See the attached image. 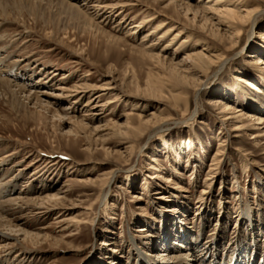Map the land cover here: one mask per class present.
I'll use <instances>...</instances> for the list:
<instances>
[{
  "label": "rangeland",
  "instance_id": "obj_1",
  "mask_svg": "<svg viewBox=\"0 0 264 264\" xmlns=\"http://www.w3.org/2000/svg\"><path fill=\"white\" fill-rule=\"evenodd\" d=\"M250 1L261 17L239 37L209 39L226 60L199 89L170 78L167 58L181 64L189 53L215 51L202 40L182 45L187 34L159 39L170 27L153 32L162 20L174 23L167 17L201 24L170 0H77L89 13L80 18L34 0V18H0V70L27 89L22 113L0 95V158L11 155L0 160V183L10 182L0 200L59 197L44 203L49 209L6 207V218L40 237L1 241L0 264H146L139 249L159 261L168 256L167 231L178 244L185 237V246L198 244L201 264H264V138L223 111L225 102L264 116V63L257 62L264 60V0ZM227 2L222 8H232ZM76 85L91 87L49 110L26 98L62 87L70 95ZM65 108L73 123H65ZM155 123L164 132L150 136ZM239 245L247 248L241 262Z\"/></svg>",
  "mask_w": 264,
  "mask_h": 264
},
{
  "label": "bare ground",
  "instance_id": "obj_2",
  "mask_svg": "<svg viewBox=\"0 0 264 264\" xmlns=\"http://www.w3.org/2000/svg\"><path fill=\"white\" fill-rule=\"evenodd\" d=\"M43 1H46V3H44V4H46L47 7L48 6L56 7L57 10H59L58 13H63V12L68 13L69 12V13H71V15L72 14L75 15V17L79 16L78 18H80L82 15L83 16L87 15V17H88V14H89L87 11L85 12L86 14L84 13L83 9H81V7L75 2L77 0H43ZM226 1H229V2H227V4H229V5L233 4V5H231L232 8H228L227 6H224L225 8H222L221 5H224ZM170 3H174L175 5L182 6L184 9V12H186V13L190 12L193 15V17H194L193 20H196L197 17L199 16L201 24H199L198 22L197 23L199 25L197 23H195V24H183L180 21H175L172 17H167L169 20L173 21L174 23H170L166 19L162 20V23L158 27H156L153 32L157 31L158 29H163L169 25H170V27L168 29H166L164 31V33H161L159 39H163L166 36L173 34L174 37H172L170 40L173 43V41L180 38V36H182V34H187V36L185 38H183V41L181 43L182 45L188 41H191L192 39H194L197 42L202 40V42H205L204 45H206L203 47L205 50L208 51V50H212L211 48H213L212 51H215L212 53L211 52L204 53L202 50H199V51L189 53L188 54V61L186 60L185 63H181V64L177 63V62L175 63L173 56H172V58H167V60H168L167 62L169 63V68H170L169 77L170 78L180 77V79L176 80V82L178 84H182L183 86L186 84H193L194 86H196L197 89L203 87V84H205L206 80H202V79L203 78H205V79L209 78V71L213 68V65H215L218 62L221 63V65H222L223 62H225V60H226V57H224V53L222 51L220 53L216 52V51H220V49L216 48V46L212 47L209 39L210 38L211 39H219L220 41H222L223 40L222 38L225 37L226 32L233 33L234 36L239 37L240 33H242L245 26H247L249 24L251 27H254L256 25V22L261 17L259 15L263 11L262 9H259L258 6L250 7L252 4L250 0H238L236 3H231L230 0H204V1H202L196 5H191L186 0H170ZM124 5H126V4H122V5L118 4V6H120L121 8H123ZM94 6L99 7L100 5L96 3V5H93V7ZM90 7H92V6H90ZM100 12H101V9H100ZM26 14L29 16H32L34 18V0H0V18L5 19V17H9V16L13 15V17L15 19H18L19 17L20 18L25 17ZM92 17H94V16H92ZM189 18H191V17H189ZM147 21H142L141 23L136 24L135 27L136 28H140L141 26L143 27ZM188 22H189V20H188ZM191 23H193V22L191 21ZM177 29H179V31L177 33H174ZM138 30L139 29L134 30L133 33L137 34L139 32ZM192 30H196V31L198 30L199 33L201 32L204 36L201 35V37H197L195 34V31H192ZM231 38H232V36H231ZM157 43L158 42H156V41H152L151 44L147 47H144L145 49H143V50L144 51L152 50L151 49L152 46L156 45ZM235 43H237L236 40H235ZM169 44L171 45V43H169ZM180 46L181 45H179V47ZM147 48H150V49H147ZM150 56L154 57V58L157 57L159 59H161V57H162L161 55H158L156 53H153V54L151 53ZM212 57H215L216 59H214ZM257 62L264 63V60L261 61V58H257ZM1 64L2 63H0V65ZM6 73H8V70L7 71L6 70L2 71V69L0 70V95H2L3 97H7V102L10 104V106L16 112L22 113V112L26 111L27 108L25 107L24 102L20 99L21 98L20 94L27 92L26 85L24 83L20 84V82H18V84L17 83L14 84L12 79H9L6 76ZM182 73H184V74H182ZM159 81L161 83V80H159ZM239 81L244 82L246 80L244 78H239ZM14 87H18V88L14 89ZM89 87H91V86L90 85L89 86H77L76 85V86H74V89L72 88L73 90H71V91H73V94L69 93L70 95L66 94V92H68V90H70V89H67L66 87H62L59 91L55 90V92L53 91V93H46L47 95H45L44 93L41 94V93H36V92L29 93L26 98L28 99V101L30 103H34L37 106L45 107L46 109H48L49 108L48 104L53 103L55 101L62 100L64 98L75 97L76 101L78 99H80L81 96L83 98L86 95V88L89 89ZM110 88L112 89V87H110V86L107 89H110ZM255 88L257 90H260L257 87H255ZM102 95H104V94H100V93L97 94L96 99H98ZM78 96H80V97H78ZM94 101H92V102H94ZM101 101L102 100L98 101V103L95 105L96 106H102L104 103L102 105H99V104H101L100 103ZM110 103H113V101H110ZM88 104L89 103H87L86 106ZM223 105H224L223 111L225 113H227V112L232 113L233 115H235L234 118L241 120L244 123V125H242V128H240V130L247 127V128L252 129V130H255L257 132V135H255L256 137H260V136L262 137L263 136V138H264V116L262 114L256 113V112L255 113L254 112H248L247 114H245V111L242 109H239V108L234 109V107H232L233 104L231 105V104L223 102ZM63 110L65 111L64 115H68V112H69L68 109L65 108ZM232 110H235V111H232ZM94 114L96 115L98 113L95 112ZM243 118H245L246 120H249L250 122L249 123L244 122ZM60 119H63V118L60 117ZM70 122L73 123V121H71V117L69 116L68 119L65 120V123H70ZM78 123H80L81 125H84V124H82L83 123L82 120H79ZM156 125H158V126H154L156 128L154 130L152 129V132H150V136L155 135L156 133H159V132H164V131H162L163 128L160 126V124H156ZM95 129L97 130L98 128H95ZM166 144H167V147H171V144H168V142H166ZM9 156H11V155L4 156L3 158H0V160H4ZM153 161H156V159L154 158ZM177 173H179V171ZM112 175H114V172H112ZM17 178H18V175L13 180L15 181V180H17ZM110 182H111V179H109V181H106L105 183L110 184ZM9 183L8 182H5V183L2 182V183H0V187L2 185H5L8 188ZM103 189H106V190H103ZM101 194H102L101 195V202L104 203V201H106V198H108V195H109L108 187L104 188V186H103ZM57 195H58V193L46 194L44 196H37V197H33V198L8 197V198H4V199L0 200V242L11 240V238L15 241H19L20 240L19 235L24 236L25 240L27 238H29L30 240L31 239L35 240V239H39V237H40L39 235L33 234L30 231L28 232V230L21 228L20 225L14 224L12 220H9L8 218H6L7 216L5 215V212H7V210H8L6 208L8 205H11V207H12V205L13 206L18 205L17 207L19 209H24V205H26L28 208L33 207L32 208L33 211H34V205L36 206L37 209H49L47 206L46 207L44 206V203L45 202L46 203L58 202L59 197H57ZM33 202L35 203L34 205L32 204ZM41 212H43V211H41ZM253 226L256 227V225H253ZM144 230H146V229L145 228L140 229V231H144ZM166 236L163 238V240L166 242V243L165 242L163 243V248H164V251H167V255H168V256H166L165 260L161 259V258H163L162 256L160 258L161 261L156 259L157 257L156 258L154 256L149 257L147 254H145L144 252H142V250L139 249V251H140L139 254L141 255V260H143V262H145L146 264H201L200 259H197L195 257L197 254H194L195 253L194 250L196 251L195 247L199 248L198 244H196L197 246H194V248L192 247L194 244L192 245L191 243H189L190 244L189 246H185V244L188 242V238H186V237L184 238L183 242L181 241L178 244L177 241L174 242L172 240L173 238L171 239V235L168 231L166 232ZM104 244H108V243L104 242L103 245ZM254 246H255V248H252L251 251L254 249V251L259 252V249H258L259 246L257 245V248H256V245H254ZM4 247H6V245H4ZM238 250H239V252H241V253H239L240 260L243 261L242 258L246 255L247 248L244 247V249H243L239 245ZM248 254L249 255L247 257L250 256V253H248Z\"/></svg>",
  "mask_w": 264,
  "mask_h": 264
}]
</instances>
